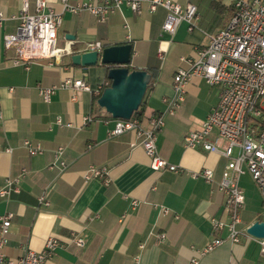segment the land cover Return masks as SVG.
I'll return each instance as SVG.
<instances>
[{
    "label": "crops",
    "instance_id": "crops-1",
    "mask_svg": "<svg viewBox=\"0 0 264 264\" xmlns=\"http://www.w3.org/2000/svg\"><path fill=\"white\" fill-rule=\"evenodd\" d=\"M69 1L102 4L105 0ZM171 1L197 5V28L190 31L182 22L174 35L163 33L166 10L151 11L145 2L136 12L123 0L104 20L86 11H66L62 0H46V10L62 13L61 47L85 51L97 42L133 46L130 67L157 74L146 99V121L166 109L163 98L174 94L176 71L189 67L182 57H197L198 49L208 43L206 32L226 26L235 2ZM22 3L0 0V10L8 17L0 26V146L12 148V152H0V189L7 178H18L20 189L9 198L0 197V216L14 214L6 255L18 258L28 248L41 251L52 237L59 246L43 264H189L198 255L196 249L221 237L225 242L199 256V264H264L260 239L244 235L239 242H231L227 227L213 228V218L230 221L227 195L219 189V182L232 160L219 152L184 145V137L200 128L218 104L220 89L202 77L191 79L181 107L166 116L157 135L159 155L181 172L155 171L134 133L109 136L115 119L106 118L104 112L93 113L92 91L62 88L50 102L42 99L39 86L58 85L73 77L96 88L105 81L107 71L103 65L84 71L72 64L71 54L56 60L36 59L29 65L14 63L15 52L5 47L3 37L15 32ZM29 3V11L34 13L36 0ZM59 116L63 126L57 123ZM27 139L40 143L43 151L30 154L24 146ZM225 145L226 140L221 139L219 146ZM59 146L64 147L61 159L66 167L51 169ZM91 165L107 166L109 182L87 180ZM206 168L214 172L211 182L200 174ZM240 186L245 205L239 226L247 228L257 220L264 221V202L248 172L241 175ZM42 195L49 206L38 203ZM134 200L139 201L136 206ZM77 237L83 238L82 245L75 242Z\"/></svg>",
    "mask_w": 264,
    "mask_h": 264
},
{
    "label": "built area",
    "instance_id": "built-area-1",
    "mask_svg": "<svg viewBox=\"0 0 264 264\" xmlns=\"http://www.w3.org/2000/svg\"><path fill=\"white\" fill-rule=\"evenodd\" d=\"M123 0H105L96 2L71 3L62 0L63 9L72 13L90 12L104 20L106 15L120 7ZM136 12H140L142 3H147L151 11L159 7L166 10L162 24V32L174 35L182 22L188 24L190 31L197 28L198 7L195 3L181 5L171 0H125ZM29 0H23L20 20L15 32L4 35V45L15 52L14 63L29 65L36 59L56 60L70 54V49L59 46L58 32L62 24V13L46 10V0H36V11L30 13ZM8 19L0 10V26ZM207 45L198 49L197 57H182L189 64L188 68H178L174 76L173 96L164 97L166 109L149 118V120L133 118L115 119L114 127L109 130L110 137H116L125 132H132L146 153L151 157V168L155 171L169 170L179 173L181 168L170 163L159 155L157 135L165 125L167 115H174L185 99L186 87L194 76L202 77L212 87L220 89L218 104L211 110L201 127L189 132L184 137V145L188 148H202L205 151L219 152L231 159L230 169L223 172L219 189L226 193L227 204L230 207V221L224 223L212 219L213 228L219 231L228 228V239L239 242L244 235L251 236L247 228H240L241 211L245 205V194L240 186V177L248 172L258 186L264 202V0H235L234 13L226 26L215 33L206 32ZM102 44H89L88 50L100 49ZM53 62L51 61L50 64ZM103 82L96 88L84 79L65 78L60 84L49 87L39 86V94L45 102H50L57 89H73L92 91L98 94ZM3 112L0 103V123ZM57 123L64 125L61 117ZM226 140L221 148L219 141ZM136 145L135 142L132 143ZM24 146L32 155L41 153L40 143L24 141ZM12 152L11 147L0 146V152ZM64 147L55 151V160L50 164L53 169L59 166L61 170L66 163L61 159ZM108 167L91 165L86 174L87 180L100 178L108 183ZM196 174V173H195ZM200 174L209 182L214 179L212 169H203ZM18 178H7L6 184L0 189V197H11L19 193ZM39 204L49 206L44 195L39 197ZM139 201L134 200L133 206ZM12 212L0 216V264H43L54 255L59 242L49 238L41 251L26 249L18 258H10L4 252L9 241L12 225ZM78 245L83 244V238H75ZM225 239L215 237L205 247L196 249L197 256L189 264H199V256L205 255ZM261 250L264 253V238L260 239Z\"/></svg>",
    "mask_w": 264,
    "mask_h": 264
},
{
    "label": "water",
    "instance_id": "water-1",
    "mask_svg": "<svg viewBox=\"0 0 264 264\" xmlns=\"http://www.w3.org/2000/svg\"><path fill=\"white\" fill-rule=\"evenodd\" d=\"M70 54L72 64L84 71L97 65L111 67L108 70L111 84L102 92L98 105L114 119H130L140 108L152 80V73L147 69L131 70L133 46L123 43L85 51H72L71 48ZM247 232L263 239L264 221H255L247 227Z\"/></svg>",
    "mask_w": 264,
    "mask_h": 264
},
{
    "label": "trees",
    "instance_id": "trees-1",
    "mask_svg": "<svg viewBox=\"0 0 264 264\" xmlns=\"http://www.w3.org/2000/svg\"><path fill=\"white\" fill-rule=\"evenodd\" d=\"M233 13H234V5H233V8H232V15H233ZM232 15H231V17H232ZM110 68L111 67H106L107 75H106L105 81L103 82V86H102L100 92L98 94L93 93V113H95L97 115H100L101 112H104L106 118H113V117H112V115L107 113L102 107H100L98 105L97 101H98L99 97L101 96L102 92L104 91V89L106 87L110 86V84H111V80L108 78V70ZM133 69H137V68L131 67V70H133ZM151 73H152L153 79L150 82L149 88H148L147 93H146V95H145V97L143 99L142 104L140 105V108L137 111L134 112V114L132 116L133 118L143 119L145 117V115H146V110H147V108H146L147 100L146 99H147V95H148V92L153 89V86H154V84L156 82V80L154 78L157 77V74L155 72L151 71Z\"/></svg>",
    "mask_w": 264,
    "mask_h": 264
}]
</instances>
